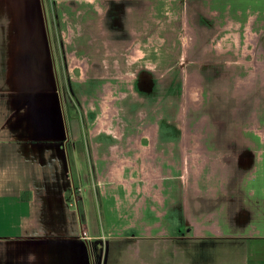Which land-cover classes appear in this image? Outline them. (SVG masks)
Listing matches in <instances>:
<instances>
[{"label": "rangeland", "instance_id": "374dc122", "mask_svg": "<svg viewBox=\"0 0 264 264\" xmlns=\"http://www.w3.org/2000/svg\"><path fill=\"white\" fill-rule=\"evenodd\" d=\"M42 3L76 131L124 133L128 159L132 140L149 148L158 132L151 183L162 188L160 218L142 221L126 205L94 221L91 264L234 262L240 236L264 233V14L249 11L261 0ZM126 168L146 184L149 169Z\"/></svg>", "mask_w": 264, "mask_h": 264}, {"label": "crops", "instance_id": "0c3cea01", "mask_svg": "<svg viewBox=\"0 0 264 264\" xmlns=\"http://www.w3.org/2000/svg\"><path fill=\"white\" fill-rule=\"evenodd\" d=\"M249 11L264 14V0ZM47 46L42 0H0V264H91L92 241L81 234L95 238L94 221L106 222L126 205L142 221L160 218L162 188L151 183L157 130L149 148L141 136L132 140L133 159L125 156L122 132H77ZM127 166L129 175L149 169L146 184L128 180ZM184 209L189 213L186 200ZM250 232H240L244 241L227 264H264V233Z\"/></svg>", "mask_w": 264, "mask_h": 264}, {"label": "built area", "instance_id": "2783aa9c", "mask_svg": "<svg viewBox=\"0 0 264 264\" xmlns=\"http://www.w3.org/2000/svg\"><path fill=\"white\" fill-rule=\"evenodd\" d=\"M81 237H82L83 239H85L86 241L88 240V238H87V234H86V232H84V231H82Z\"/></svg>", "mask_w": 264, "mask_h": 264}]
</instances>
